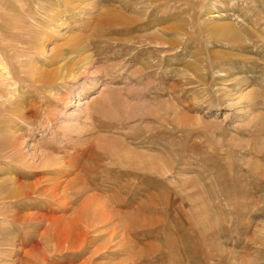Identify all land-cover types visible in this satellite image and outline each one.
I'll return each mask as SVG.
<instances>
[{"label":"rangeland","instance_id":"374dc122","mask_svg":"<svg viewBox=\"0 0 264 264\" xmlns=\"http://www.w3.org/2000/svg\"><path fill=\"white\" fill-rule=\"evenodd\" d=\"M45 2L46 16L33 14L28 68L56 75L58 87L44 103L35 95L22 99L43 104L29 129L6 130L19 134L22 163L38 166L42 154L65 158L89 139L99 154L107 141L130 143L126 152L160 167L141 172L139 190L119 184L132 176L97 178L89 194L141 228L126 236L127 249L104 243L106 226L96 229L92 248L108 250L94 264L138 253L129 264H264V0ZM146 37L156 41L137 43ZM117 40L123 49H114ZM72 41L83 51L64 56ZM63 66L70 75L59 74ZM99 164L115 168L111 159ZM56 212L47 211L70 214ZM38 240L12 234L0 264H31L44 252L49 263L88 257L75 249L53 255L49 243L43 253L31 251Z\"/></svg>","mask_w":264,"mask_h":264},{"label":"bare ground","instance_id":"6f19581e","mask_svg":"<svg viewBox=\"0 0 264 264\" xmlns=\"http://www.w3.org/2000/svg\"><path fill=\"white\" fill-rule=\"evenodd\" d=\"M25 1L16 0L13 5L10 1L0 0V261L7 257L5 249L12 243L11 235L19 232L21 235L30 234L35 239L39 238L38 242L31 246V251L41 253L42 247L49 243L53 245V255L75 249L77 251L74 252L78 255L82 252L88 253V257L80 264H94L95 255L100 250H108L106 246L92 248L96 240L93 241L90 235L96 233V229L106 226L104 233L109 232V237L108 241L103 242L110 244L115 240L120 249H127L130 245L126 244V236L131 230L141 228V223H132L128 218L122 217L118 210L113 209L115 206L109 205L111 202L102 200L95 194H89L95 189L97 178L108 177L112 173L120 177L132 176V181L123 180L119 184L139 190L143 186L141 172L145 169H149V172L158 171L160 167L154 158L133 151L126 152L130 143L107 141L100 148L105 152L99 154L95 150L94 143L89 139L86 142L82 141L80 148H75L73 154L65 155V158L64 156L53 158L49 154H42L38 166L22 163L16 144L19 134L10 135L6 130L15 125H24L26 130L29 129L37 115L36 111L41 110L43 104H21L22 99L35 95L44 103L47 98L45 94L58 87L53 84L57 79L56 75H37L35 70L28 68L32 61L27 57L32 46L29 37L36 35L35 29L31 27L37 21L33 14L43 18L47 10L44 7L46 0H31L29 3ZM17 12L22 15L13 16ZM155 41V37H146L137 43L148 45ZM80 43L72 41L66 52H63L64 56L75 55L78 50L80 52ZM83 44L85 49V42ZM114 44V49L119 46L124 48L122 47L124 41L117 40ZM62 70L67 74L71 71L67 66L57 71L60 74ZM110 149L111 152H108ZM106 159H111L112 167L115 168L99 164ZM147 159H150V162ZM82 161L84 164L80 166ZM27 169L30 171L25 173L24 170ZM73 173L80 175L72 177L69 181L66 180L67 182L61 180L63 176H71ZM32 178L37 179L33 182L26 181ZM38 205L44 208L37 209ZM32 210L34 212H31ZM47 211L48 213L49 211L70 212V214L68 217H65L66 214L56 216L49 215ZM28 240L27 238L26 242ZM26 242L22 241L24 244ZM131 248L134 250L133 247ZM35 255L31 264H62L61 259L50 260L49 263L45 252L42 256ZM139 255L138 253V257ZM138 257L136 254L132 255L129 260L125 259L119 264L133 263Z\"/></svg>","mask_w":264,"mask_h":264}]
</instances>
